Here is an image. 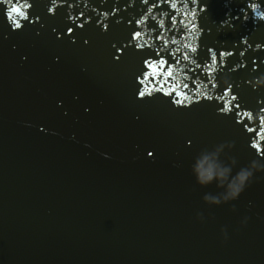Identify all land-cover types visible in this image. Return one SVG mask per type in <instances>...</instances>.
I'll use <instances>...</instances> for the list:
<instances>
[{
    "label": "water",
    "instance_id": "obj_1",
    "mask_svg": "<svg viewBox=\"0 0 264 264\" xmlns=\"http://www.w3.org/2000/svg\"><path fill=\"white\" fill-rule=\"evenodd\" d=\"M68 2L71 10L49 14L50 0H31L39 20L20 30L0 18V264H264V170L221 204L202 201L223 195L216 179L201 186L192 172L202 155L215 154L214 170L228 168L229 178L264 156L214 102L189 97L178 109L168 97L135 99L139 57L114 60L112 45L127 39L125 22L144 7L138 0H88L92 19L74 28V43L63 36L69 12H79ZM205 3L202 48H239L241 36L264 45V20L217 26L244 0ZM101 12L110 14L104 31L95 23ZM253 56L264 59V50L248 49ZM218 80L247 109L264 106L259 62Z\"/></svg>",
    "mask_w": 264,
    "mask_h": 264
},
{
    "label": "snow or ice",
    "instance_id": "obj_2",
    "mask_svg": "<svg viewBox=\"0 0 264 264\" xmlns=\"http://www.w3.org/2000/svg\"><path fill=\"white\" fill-rule=\"evenodd\" d=\"M74 3L79 12L75 17L69 12L67 19L71 24L63 31V36L73 43L74 28L82 29L92 19L86 15L89 12L88 0H74ZM138 3L144 7L137 18L125 22L130 29L127 39L118 46L112 45L115 50L112 57L114 60L122 57L116 53L126 56L130 51L139 57V66L134 75L135 99L145 101L149 97H168L170 105L178 109L188 108L186 101L189 97L192 101L203 99L214 102L217 112L230 115L235 125L248 136L251 149L264 156V143H261L264 141V106L258 105L255 112L247 109L239 102L233 85L229 83L220 86L218 80L219 74L224 71L235 72L246 64L255 70L258 62L264 65V59L255 56L250 60L246 58L248 49L264 50V45L256 44L253 47L241 36L239 48L236 45L227 49L211 46L202 48L200 38L206 29L200 23V17L207 11L205 0H138ZM50 5L47 9L49 14H54L55 9L65 5L69 10L73 7V3L68 0H50ZM162 5L167 10H161ZM259 7L257 0H244V7L237 14L225 13L217 26L231 29L238 20H264V12L257 11ZM31 8V0H0V18L11 29L20 30L24 22L32 24L34 20H39V17L32 16ZM91 12L96 13V9L92 8ZM249 13H255V16ZM108 15L101 12L100 18L95 21L101 31L108 28L106 23H102ZM81 16L85 17L84 20L77 22ZM53 32L58 39L61 37L56 29ZM193 37H196L195 43ZM243 45H247V48ZM234 55L241 59L230 63L229 58ZM202 87L207 91H202ZM145 156L152 158L154 150L146 149Z\"/></svg>",
    "mask_w": 264,
    "mask_h": 264
},
{
    "label": "clouds",
    "instance_id": "obj_3",
    "mask_svg": "<svg viewBox=\"0 0 264 264\" xmlns=\"http://www.w3.org/2000/svg\"><path fill=\"white\" fill-rule=\"evenodd\" d=\"M258 83H264V81H258ZM214 159L215 154L202 155L196 160L192 168L193 176L197 184L203 186L215 178L218 186L224 188L223 195L220 197L205 194L202 197V201L205 204H221L236 200L245 187L251 182L253 173L264 170V164L259 163L257 159H253L249 162L247 167L239 169L229 178L228 168H224L220 171L214 170L215 165L211 162L214 161ZM196 219L202 220L203 218L197 213ZM246 221L247 217H244L241 223H246ZM221 232L223 234V229H221Z\"/></svg>",
    "mask_w": 264,
    "mask_h": 264
}]
</instances>
